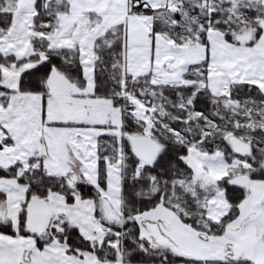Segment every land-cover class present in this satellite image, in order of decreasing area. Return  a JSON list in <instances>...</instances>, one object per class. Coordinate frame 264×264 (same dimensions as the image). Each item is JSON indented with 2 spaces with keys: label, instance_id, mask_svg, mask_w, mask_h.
Returning a JSON list of instances; mask_svg holds the SVG:
<instances>
[{
  "label": "rangeland",
  "instance_id": "obj_1",
  "mask_svg": "<svg viewBox=\"0 0 264 264\" xmlns=\"http://www.w3.org/2000/svg\"><path fill=\"white\" fill-rule=\"evenodd\" d=\"M194 1L193 4L197 5L201 14L208 19L216 11L210 0ZM232 1L237 3L235 0ZM247 1L252 3L257 0ZM131 5L132 7L139 6L142 9V14L123 19L125 28L123 54L127 65V73L124 71V76H130L131 81L151 75L150 84L153 86H183L185 90L192 88L193 91L189 89L192 92L191 95L186 99L187 105H191L192 97L199 88H207L214 97L229 98L232 85L239 84L242 88L241 84L251 83L256 85L264 95V20H259L263 33L253 45H247L245 36L248 32L241 31L239 36L244 38L239 44L229 43L222 32L211 29L210 25L206 32L205 42H203L202 38L204 37H201L204 31L203 22L198 16H188V9H181L182 0H130V8ZM14 8L16 10V5ZM147 10H150L147 13L152 14H147ZM234 11L235 9L232 10V12ZM129 15H132L130 9ZM139 15L148 18H142ZM175 15H180V17L175 19ZM156 21L161 26L169 21L170 25L180 30L172 33L165 31L154 34L153 27ZM207 22L210 23V20ZM21 34V37L18 38V49L24 48L26 29H22ZM42 38L44 37L42 36ZM31 46L30 44L25 46L24 50L26 49V51L21 54V60L28 59L35 54L34 50V52L30 50L28 53L27 47L31 49ZM5 48L9 53L17 52V49L11 45H7ZM189 50H196L195 56L191 57ZM0 53L5 58L13 56L16 62L21 61L14 54L5 56L1 51ZM39 56L44 60L43 53H40ZM95 59L85 62L81 60L86 80L84 89L78 88L62 73L54 70L44 83L43 95H38L39 97L36 98L40 103L43 101L41 104L43 109L39 108L40 104H38V108H36L38 113L36 114L35 109L27 106L28 99L25 96H16L13 106L7 114L9 122L14 124V130L19 129L18 134L23 139H27L34 133L35 148L37 138L43 137L46 144V157H42V159L46 176L69 177L74 186L80 183L92 185L95 187L99 201L101 197H107L112 201L116 210L123 214L124 142L129 139L123 132L125 114L131 111L136 120L143 124V137L145 138L158 142V132L173 133L179 141L183 140V137L163 122L165 115L172 111L161 106L157 99L154 103L148 99L145 101L126 91L125 87H123V103L121 105H116L115 100L112 99L94 97ZM36 65L26 63L23 65L25 67H18L15 63L10 66L0 63V87L9 92L8 98L15 93L20 94L18 88L22 74H19V68H22L24 72L26 71L24 68L28 69L31 66L34 68ZM203 65H205L204 68L206 67V80L190 81L185 77L194 69L198 71V67ZM5 74L9 75L11 80L8 85L3 83ZM125 80L126 77L123 80L124 83ZM15 87L17 89L12 90ZM148 91L152 94L150 89H147ZM20 101L22 103L19 104ZM246 104L241 109L245 119L237 120L235 127L245 129L244 134L238 138L251 144L253 131L261 129L264 132V100L262 102L247 101ZM0 105L2 104L0 103ZM104 135H113L118 139L117 163L111 164L107 161L105 188L98 183L99 139ZM226 136L229 138L235 134L226 132ZM233 154L227 155L221 149L215 150L214 153H208L201 148L200 142L193 144L189 148L187 156L183 158L185 164L192 170L190 180L186 178V180L177 181L175 184L180 183V186L184 187L183 189L193 186L211 188L214 196L206 202L197 199V204L205 207V217L211 221V224H218L215 227L216 231L219 229L236 230L243 220H247L243 226L241 240H239L242 247L241 256L236 258L229 249L228 246L234 244L235 239L226 232L222 235H213L209 232V228H212L210 226L207 227L206 232L204 231L207 236H201L198 231L184 223L183 215L178 213L179 197L174 191V198L166 201L162 197V201L155 208L135 216L134 221L139 227V237L144 244L142 246H147L148 249L162 254L173 253L172 248L179 249L190 259L206 264H256L258 245H264V180L252 177V171L258 168L253 164L256 158L252 156L251 152L249 157L243 156L245 158L234 151ZM29 161L28 164H20L23 168L21 172L29 170ZM261 165H264V161ZM147 176L154 182L149 193L157 192L158 184L155 179L149 174ZM243 176L249 178V184L243 188L245 199L238 207V216L228 225L223 224L224 218L230 216L232 205L222 186L226 184V181ZM68 187L71 188L69 185ZM73 196L75 202L69 204L65 196L56 192L49 193L46 202L49 204L51 217L44 239L46 241L52 239L56 231H61L62 224L69 222L81 230L82 236L84 235L86 240L98 247H101L106 235H114L116 238L109 243V247L116 252L117 259L115 262H108L86 252L68 256L67 252L65 253L66 244L60 243L57 239L53 243L58 242V244L51 247L53 248V259L67 264H124L123 225L120 226V231L112 232L102 219L99 204L97 205L96 201L82 200L77 193H74ZM185 214L187 213L185 212ZM253 216H257L256 220L249 221ZM123 218L125 221L124 215ZM146 223L158 224L162 236L169 240L172 246L159 245L147 229ZM202 224L206 225V221L203 220ZM49 244L52 243H48L46 246Z\"/></svg>",
  "mask_w": 264,
  "mask_h": 264
},
{
  "label": "trees",
  "instance_id": "obj_2",
  "mask_svg": "<svg viewBox=\"0 0 264 264\" xmlns=\"http://www.w3.org/2000/svg\"><path fill=\"white\" fill-rule=\"evenodd\" d=\"M210 1L216 10L211 14L210 19L201 14L197 5L193 4L194 0H182L181 5V9H188V16H198L202 20L204 31L201 37H204L202 38L203 42H205L209 25L211 29L222 32L229 43L239 44L237 38L241 31L248 32L252 36L247 45H253L260 39L263 29L259 24V20H264V0H257L252 3L247 0H235L237 3H233L232 0ZM16 2L17 0H0V38L12 26ZM233 9H235L234 12H232ZM69 11L70 4L67 0H36L32 29L36 33L42 34L44 38L36 36L31 38V45L35 54L28 59L16 62L13 56L5 58L0 53V63L6 66H10L12 63H15L18 67L26 63L37 64L34 68L22 73L18 88L21 94L43 95L44 83L54 70L62 73L78 88H85L86 80L79 48L53 49L50 48L46 39L59 28L61 17L68 14ZM149 11L147 10L146 13ZM130 13L132 15L142 14V9L139 6L132 7L131 5ZM174 17L175 19L179 18L180 15ZM207 20H210V23ZM153 29L154 34L165 31L172 33L180 30L170 25L169 21L162 26L156 21ZM124 39V25H118L108 30L104 36L96 41L93 96L112 99L115 100L116 105H121L123 103V87H125L126 91L145 101L148 99V101L154 103L157 99L161 106L172 111L170 114L165 115L163 122L170 129L178 132L183 140H177L175 135L170 132H158L157 143L161 145L162 151L153 164H145L133 154L130 143V138L143 137V124L136 120L131 111H128L124 116L123 132L127 134L129 139L124 142L125 146L123 145L125 156L123 262L124 264H206L190 259L187 254H178L174 249L173 253L162 254L148 249L147 246H142L144 244L139 237V227L135 224L134 218L136 215L155 208L162 201V197L166 201L174 198V191L179 197L178 213L183 215L184 223L198 231L201 236H207L205 232L207 227L210 226L212 228H209V232L213 235H222L226 232L222 229L216 231L215 227L218 224H211V221L205 217V207L203 208L202 205L197 204V199L206 202L214 196L211 188L193 186L189 189H183L184 187H181L180 183H175L184 181L186 178L190 180L192 170L185 164L183 158L187 156L189 148L193 144L200 142L201 148L208 153H214L215 150L221 149L227 155L229 153L233 154L232 148L227 142L226 132L234 133V137L237 136V138L242 136L245 129L235 127L237 120L243 121L245 119L241 109L247 105V101L262 102L264 95L256 85L251 83L241 84L243 85L242 88L239 84L232 85L229 98L214 97L207 88H199L192 97L191 105H187L186 99L191 95L190 90L192 88L185 90L183 86H153L150 84L151 75L141 77L136 81H131L130 76H124ZM40 53L44 54V60L39 56ZM204 66L198 67V71L192 70L185 77L190 81L206 80V67L204 68ZM125 77L126 82L124 83ZM147 89H150L152 94H150V91L147 92ZM8 94V91L0 87V103L3 107L8 104ZM182 104L183 106H180ZM250 146L251 154L256 158L253 164L257 165L258 168L252 171V177L253 179L264 180V165H261L264 161V132L261 129L252 132ZM117 148L118 139L115 136L104 135L100 137L98 183L103 188L106 187L107 161L111 164L117 163ZM233 155L235 156V154ZM42 161V156L31 159L29 161L30 168L25 172H21L23 168L20 164H15L7 169H0V178H17L21 184L26 186L28 195L26 207L20 216L19 230L15 232L11 224L5 222L1 217V207L5 203L6 195L0 193V233L11 236L31 235L26 230L27 206L33 198L46 202V198L51 192L65 196L69 204L75 202L74 193H77L82 200L90 199L96 201L97 205L99 204V197H97L98 194L94 186L80 183L73 186V188H69L65 177L46 176ZM148 174L158 184V191L152 194L149 191L154 186V182L147 176ZM222 188H225L226 196L232 205L230 216L228 215L229 217H225L222 221L223 224L228 225L238 216V207L245 199V192L243 188L232 186L230 181H226ZM183 209L184 211H182ZM203 220L206 221V225L202 224ZM108 227L111 228L112 232L120 231V226L108 225ZM56 232L55 236L47 241L35 236L39 246L43 248L46 244L57 239L60 243L66 244L68 255L76 256L79 252H86L108 262H115L117 259L116 252L109 247V243L116 238L112 234L106 235L101 247H98V245H93L86 240L80 230L69 222L63 223L61 231Z\"/></svg>",
  "mask_w": 264,
  "mask_h": 264
},
{
  "label": "crops",
  "instance_id": "obj_3",
  "mask_svg": "<svg viewBox=\"0 0 264 264\" xmlns=\"http://www.w3.org/2000/svg\"><path fill=\"white\" fill-rule=\"evenodd\" d=\"M67 1L70 4L69 13L62 16L59 28L51 36L46 37V39L49 41L50 48L57 50L73 49L78 46L80 48L82 62L95 59L94 44L96 40L103 36L108 30L118 25H124V18L128 19L134 16L129 15L130 0ZM35 3L36 0H17L12 26L7 33L0 38V51L5 56L14 54L18 60H21V54L26 51V49L24 50L25 46H27V44L31 46V38L34 36L42 38V34L36 33L32 29V23L35 17ZM139 16L148 18L144 15ZM22 29H26L24 48L18 49V38L22 35ZM7 45L16 48L17 52H7L5 50ZM30 50L31 52L33 51L32 46L31 49L27 47L28 53H30ZM124 62V68H126L125 58ZM31 68H33V66L28 67V69ZM28 69L24 68V70ZM124 71L127 73V68ZM19 72L21 75L23 72L22 68H19ZM4 76L5 82L3 83L6 85L11 83L9 75L5 74ZM16 89L17 87L12 90ZM16 96H25V98L28 99L27 106L35 109V111L36 108H38V104H40L39 108L43 109V105H41L43 104L42 99H40L42 101L40 103L38 99H36L39 96L33 94L15 93L10 96L7 107L0 105V169H7L15 164H28L30 159L39 156L38 148L34 146V133L27 139H23V137L18 134L19 129L14 130V124L9 122V115L7 113L11 110L14 97ZM20 103H22V101H20L19 104ZM37 113L36 111V114ZM44 157H46V155ZM0 193L6 195L5 203L1 207V217L5 222L11 224L15 232H18L20 227V216L28 200L26 186L21 184L17 178H0ZM45 234L46 227L44 228V234L40 236L35 234L28 236H11L0 233V264H67L53 259V248L51 247L58 244V242H52V244L45 245L43 248L39 246L35 236L44 239ZM81 234L83 233L81 232Z\"/></svg>",
  "mask_w": 264,
  "mask_h": 264
},
{
  "label": "water",
  "instance_id": "obj_4",
  "mask_svg": "<svg viewBox=\"0 0 264 264\" xmlns=\"http://www.w3.org/2000/svg\"><path fill=\"white\" fill-rule=\"evenodd\" d=\"M244 37L238 36V42ZM252 36L250 33L245 36L246 42L251 40ZM191 53V57L195 56L196 50H189ZM194 53V54H193ZM131 146L133 154L141 161L151 165L155 162L158 155L160 154L162 147L154 140L145 138V137H134L131 138ZM228 144L231 146L233 151L242 156H248L251 152V146L248 143H245L238 139L237 137H229L227 138ZM37 148L40 155L46 154V147L44 145L43 139L41 136L37 138ZM232 186H237L244 188L249 184V178L246 176L239 177L230 181ZM68 185L72 186V181L68 180ZM100 211L102 215V219L110 224V225H120L122 223V215L118 213L110 199L107 197H102L100 201ZM27 231L31 234H44V228L47 225V222L50 218V210L47 203L39 201L36 198H33L28 207H27ZM257 216L251 217L249 220H256ZM146 227L153 234L157 243L161 246L169 245V240L165 239L159 230V227L155 223H146ZM231 232V231H230ZM234 237H239V232H231ZM236 251L235 256L239 258L242 254V247ZM176 253L182 254L179 249H175ZM258 256H257V264H264V245H260L257 248Z\"/></svg>",
  "mask_w": 264,
  "mask_h": 264
},
{
  "label": "flooded vegetation",
  "instance_id": "obj_5",
  "mask_svg": "<svg viewBox=\"0 0 264 264\" xmlns=\"http://www.w3.org/2000/svg\"><path fill=\"white\" fill-rule=\"evenodd\" d=\"M71 173H72V171H71ZM65 178H69V177H65ZM99 207H100V203H99ZM263 214H264V213H263ZM246 223H247V220H243V222H241L240 227H238L236 230L231 231V232H235V233L239 232V237H234V236L231 234V232H230L229 230L226 229L227 234H229L230 237H232L233 239H235L234 244H230V245L228 246L229 249H230L234 254H235L236 251L240 248L239 246H241L239 240H241L240 237H241V234H242L243 226H244V224H246ZM157 225H158V224H157ZM158 227H159V230H160V233H161L160 226L158 225ZM161 235H162V233H161ZM202 236H203V235H202ZM257 256H258V252L256 251V260H257ZM233 261H234V260H233ZM234 262H236V261H234ZM237 262H239V260H237Z\"/></svg>",
  "mask_w": 264,
  "mask_h": 264
}]
</instances>
